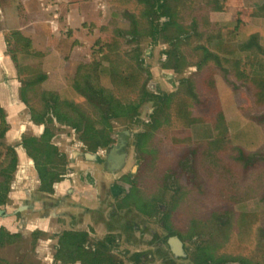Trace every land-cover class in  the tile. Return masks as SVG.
Masks as SVG:
<instances>
[{"label":"rangeland","instance_id":"obj_1","mask_svg":"<svg viewBox=\"0 0 264 264\" xmlns=\"http://www.w3.org/2000/svg\"><path fill=\"white\" fill-rule=\"evenodd\" d=\"M61 2L63 5L59 7L60 3L55 1L54 8L59 11L55 15L63 17V28L60 26L54 32L45 31L47 35L43 32L41 14L23 15L24 26L29 27L22 32L30 36L35 48L46 52L43 56H28L16 49L14 42L7 53L14 60L17 72L46 74L40 86L42 90L53 91L62 99L79 103L81 97L71 87L77 67L108 50L109 44L124 56L131 45L114 33V28L122 21L121 11L128 9L138 12L140 6L136 0ZM208 2L185 0L180 7L179 17L187 27L188 36L179 49L187 63L181 74L163 68L167 57L165 51L170 45L161 36L156 41L142 39L141 63L150 70L152 76L148 84L173 91L169 122L152 135L146 151L152 154L142 155V159L147 158L141 161L142 187L146 193L161 194V210L170 212L172 217L178 215L176 221L181 226L193 216L199 222L213 224L215 241L224 238L225 232L217 216L228 213L230 219L226 232L233 229L229 238L236 240L235 234L241 225V232L247 236L237 238V242L247 239L250 245L228 244L224 249L238 253L244 251L242 253L250 254L252 259L264 262V238L261 237L264 232V210L259 211L264 208V104L255 103L254 85L243 79V75H238V71L250 74L258 60L264 63V0H219L220 11H215L213 4L208 7ZM113 12L118 13L115 20L119 25L114 28L111 26L109 31L103 33L101 28L113 17ZM98 37L101 40L105 38L106 44L94 47ZM211 75L214 82L210 81ZM108 95L115 98L119 96L115 89L108 91ZM179 98L186 100L193 114L204 115L208 123L219 116L220 127L212 130L215 139L224 137V142L219 145L214 142L210 146L205 139L195 137L186 140L188 128L175 109V100ZM241 98L252 103L239 107ZM149 110H142L141 116L147 118ZM26 118L24 113L17 120L22 128ZM229 118L240 122L251 120L260 130V140L252 148H243V154L234 144L226 142L228 131L225 125ZM62 126L55 123L56 134L65 138V145L70 152H78L76 134L70 127ZM31 127L33 124H27L24 134L34 132ZM231 208L235 210L230 211ZM55 227V223H52L46 229L47 234L52 236V243H47L49 248L44 245L47 240L40 236L35 240L30 230L18 227L19 237L13 244L1 249L0 256L20 264H59L53 260L57 249L53 236ZM256 227L261 231L257 238L258 245L253 244ZM208 229L210 227L204 230V234ZM96 237L92 235L93 240Z\"/></svg>","mask_w":264,"mask_h":264},{"label":"trees","instance_id":"obj_2","mask_svg":"<svg viewBox=\"0 0 264 264\" xmlns=\"http://www.w3.org/2000/svg\"><path fill=\"white\" fill-rule=\"evenodd\" d=\"M184 1L136 0L137 5L140 6L139 11L134 12L128 9L121 11L120 25L116 24L115 20L118 13L113 12V17L101 29L104 33L109 31L111 26L114 28L119 25L114 28V33L126 39L127 44L131 45L130 50L121 56L120 51L109 44L111 49L101 52V55L96 54L87 63H81L77 67L71 87L81 97L79 103L62 99L58 93L53 91L42 90L40 86L46 79V74L17 72L20 82V99L27 105L32 121L44 126L40 136L23 135L19 143L27 156L35 163L40 191H54V183L63 180L62 174L67 163L66 155L60 152L52 142L56 135L55 123L69 126L75 131L77 139L91 150L94 145H106L112 142L116 127L129 126L128 124L140 114L144 104L153 98L148 89V82L152 77L151 72L141 63L142 39L149 38L156 41L161 36L163 41L170 45V48L165 51L167 57L162 65L163 68L181 74L187 67L186 59L179 51L183 42L188 39L187 27L181 23L179 17V10L181 5H184ZM212 4L215 11L221 10L219 0H209L207 6L210 7ZM162 18L165 20L162 21ZM6 38L8 48L15 43L16 49L28 56H43L46 53L35 48L30 36L20 30H9ZM101 43L106 44L105 38L101 40L98 37L93 45L96 47L95 45ZM238 75H243V79L251 81L255 87L254 101L257 105H263L264 63L258 60V64L250 74L238 71ZM210 77L212 79L210 81L214 82L213 76ZM114 89L119 95L117 98L108 95V91ZM172 100V93L159 97L152 116L153 128L160 127L161 120L168 121ZM251 103L250 100L241 98L238 106L244 107ZM175 105L177 116L188 128L186 140L197 137L207 140L210 146L214 142L216 145L224 142V137L215 139V133L212 130L220 127L221 118L219 119V116L216 117L217 120L208 123L204 115H195L189 110L185 99H176ZM225 128L226 132L228 131L226 142L234 144L241 154L244 153L243 148H252L260 140V130L251 120L240 122L229 118ZM8 130L6 111L0 106V139L6 136ZM145 135L148 136V134ZM18 162L16 145L0 142V206L7 205L10 200L11 183ZM136 195H139L138 192ZM161 200L159 196L143 197L141 200L135 199L134 201L139 208L143 206L158 210L157 202H162ZM169 215L170 212L164 214V216ZM41 234L39 230L32 232L35 240ZM17 237H19L18 233H12L0 226V250L13 244ZM89 240L90 235L86 231H64L57 238V249L53 255L54 262L59 264H74L77 261L81 264H122L113 255L107 254L108 239L98 242L94 254L87 255L85 245ZM20 263L10 262L0 256V264Z\"/></svg>","mask_w":264,"mask_h":264},{"label":"flooded vegetation","instance_id":"obj_3","mask_svg":"<svg viewBox=\"0 0 264 264\" xmlns=\"http://www.w3.org/2000/svg\"><path fill=\"white\" fill-rule=\"evenodd\" d=\"M148 89L153 98H150L141 109L142 111L150 108L147 118L142 117L140 111V114L128 124L129 126L116 127L112 142L106 145H94L93 149L89 150L82 141L77 139L78 155L72 158L68 147L65 145V138L63 137L61 145H58L57 142L59 141L54 142V136L52 142L58 147V150L59 146H63V150L59 151L64 153L67 158L65 171L62 174L63 180H68L72 185L71 188H66L61 193L54 191L44 194L46 215L57 224L53 231L56 239L67 230L88 232L90 240L85 245V252L89 256L96 251L98 242L108 239L107 254L113 255L122 264H264L262 260L260 262L252 259L250 254H243L244 251L238 253L224 249V246L228 244L250 245L246 242L247 239L237 242V238L247 236L241 232V225L238 226V231L235 234L236 240L229 238L233 229L226 232V226L230 219L228 213H221L222 216L220 214L217 216L221 220L220 227L225 232L224 238L215 241L216 235L212 230L213 224L211 223L199 222L193 216L187 224L181 226L176 221L178 215L164 216L166 211L161 210L160 201L157 202L158 210L151 207H137L135 199L141 200L143 197L161 196V194L143 191L141 161L147 160V158L142 159L143 154L146 156L152 154L146 153L152 135L169 122V119H167L168 121L161 120L162 125L160 127L156 129L152 127V116L156 110V102L159 101L160 96L169 95L173 92L163 90L155 84H148ZM18 99V103L15 104L11 113L14 116L10 118L6 114L9 130L21 131L22 124L17 120L24 113L27 121L22 131L27 124L37 125V128L44 127L32 121L27 105L22 102L20 95ZM124 131L130 133L128 142L125 145H119L118 140ZM73 132L75 133L74 130ZM23 135L27 134L23 132L21 140ZM20 142L16 143V147L19 146ZM112 146L115 148L111 149ZM111 152L116 153L115 159L111 160ZM86 154L91 155L90 160ZM32 162L35 166L33 160ZM29 183L30 181L26 179L22 188L26 189ZM58 183H54L53 187L57 188ZM137 192L139 195H136ZM18 207L21 205L18 204L15 209ZM229 210L234 211L235 208ZM261 210L264 208L259 209V211ZM25 211L26 209L22 212ZM12 214L14 216L20 215L14 210ZM21 217L22 215L20 219H22ZM71 220H76L77 223L70 225ZM207 227L210 229L204 234ZM91 232L93 233L91 234ZM260 233L261 231L257 227L254 228L253 235L256 237L254 245H258L257 238ZM92 235L97 237L93 240ZM261 237L264 238V232L261 233ZM74 264H81V262L77 261Z\"/></svg>","mask_w":264,"mask_h":264},{"label":"crops","instance_id":"obj_4","mask_svg":"<svg viewBox=\"0 0 264 264\" xmlns=\"http://www.w3.org/2000/svg\"><path fill=\"white\" fill-rule=\"evenodd\" d=\"M55 1L60 3L59 7L63 5V2H61L62 0H0V106L5 109L7 117H12L11 113L13 112L15 104L18 103L20 82L16 67L14 66V61L7 53L8 45L6 36L9 30L12 29L20 31L28 29L29 26H24L25 19L23 15L25 14H41L43 16L41 24L44 33L45 31L54 32V30L58 29L60 26L63 28V17L60 16L59 18L55 15L59 12L57 11L58 9L54 8ZM43 14H45V16ZM33 24L36 28V23L33 22ZM36 126L37 125H33L32 129H34V132L30 134L40 136L43 132V127L36 128ZM22 130L23 128L18 132L9 130L6 136L0 139V142L16 145L17 142L21 141V135L24 132ZM54 139V142L59 141L60 143H58V145H61L63 137L61 138V136L55 135ZM16 150L18 153L19 164L11 183V191L9 194L10 202L5 206H0V209L4 210V212L0 215V226L5 227L12 233H18V227L20 229L23 228L30 230L31 233L34 231L32 230L33 227H38L35 230L42 232V234L39 235V238L47 240L44 245L49 248L47 243H52V236L47 234L46 229L49 228V226L51 227V224L55 222H53L46 215L45 192L39 190L38 174L36 173L32 160L28 158L24 148L19 145L16 147ZM59 150L62 151L63 146H59ZM69 153L72 158H75V156L78 155V152L75 150ZM88 159L90 160L91 157ZM26 179L29 180L30 183L26 186V189H23L22 184L26 181ZM66 181L67 182L64 184L60 181L57 184V188H54V191L61 193L62 190L71 188L72 185L70 182L68 180ZM18 204H20L23 208L18 207L15 209ZM24 209H26V211L22 212ZM13 210L20 213V215L18 214V216H14L12 214ZM21 215L22 219H20ZM70 222V225L77 223L76 220H71ZM55 225L57 227L56 223ZM53 236L56 238L54 234Z\"/></svg>","mask_w":264,"mask_h":264},{"label":"water","instance_id":"obj_5","mask_svg":"<svg viewBox=\"0 0 264 264\" xmlns=\"http://www.w3.org/2000/svg\"><path fill=\"white\" fill-rule=\"evenodd\" d=\"M171 76H172V74H171ZM170 77V76H169ZM171 78V77H170ZM170 81H173L172 79H170ZM130 136V133L128 132V131H124L123 133H122V135H121V137H120V139L118 140V143H119V145H125L127 142H128V137ZM112 148H115V146H112L111 147V149ZM112 153V152H111ZM115 152H113L112 153V155H111V160L114 158L115 159ZM86 157H88V158H90L91 157V155L90 154H86ZM116 157H117V155H116ZM67 181L65 180V181H62V184H64V183H66ZM4 212V210L3 209H0V215L2 214Z\"/></svg>","mask_w":264,"mask_h":264}]
</instances>
